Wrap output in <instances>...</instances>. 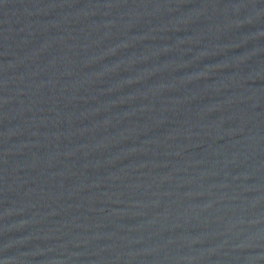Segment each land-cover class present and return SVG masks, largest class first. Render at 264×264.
<instances>
[{
  "label": "water",
  "instance_id": "95a60500",
  "mask_svg": "<svg viewBox=\"0 0 264 264\" xmlns=\"http://www.w3.org/2000/svg\"><path fill=\"white\" fill-rule=\"evenodd\" d=\"M0 264H264V0H0Z\"/></svg>",
  "mask_w": 264,
  "mask_h": 264
}]
</instances>
